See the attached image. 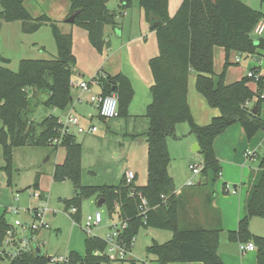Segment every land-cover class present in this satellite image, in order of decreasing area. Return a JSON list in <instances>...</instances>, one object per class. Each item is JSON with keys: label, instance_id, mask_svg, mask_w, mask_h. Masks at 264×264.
<instances>
[{"label": "trees", "instance_id": "trees-1", "mask_svg": "<svg viewBox=\"0 0 264 264\" xmlns=\"http://www.w3.org/2000/svg\"><path fill=\"white\" fill-rule=\"evenodd\" d=\"M25 0H0V28L2 21H20L24 33H33L43 25L51 27L57 55L52 59H22L17 71H12L3 62L9 60L0 54V147L5 160L3 170L8 183L11 181V153L13 147L25 145L63 147L65 158L55 165L53 180H70L74 184V195L64 201L66 209L75 207L71 214L80 222L81 202L96 196L103 199L109 213L117 212L127 226L119 238L130 244L142 228L168 230L172 236L165 242L153 241L146 247V253L154 256L159 264L171 262H201L223 264L218 256L221 228H181L178 223L177 197L174 183L168 173L170 154L167 138L175 135V126L186 122L200 148L203 157L200 171L201 181L213 185L220 177L221 167L216 158L213 142L230 125L239 123L248 139L262 129L264 119L259 115L260 98L264 88V76L257 82V91L248 83L251 78L241 77L226 84L225 68L231 53L253 55L258 49L264 50V40L257 45L251 38L254 26L264 15L248 6L243 0H182L174 15L168 13V0H138L144 10L145 19L155 31L158 55L149 60L153 76L150 87L152 101L146 107L148 121L146 131L147 181L143 186L127 184L122 177L117 185H81L82 146L75 135L66 134L59 144L53 143L59 137L58 116L50 113L39 121L33 118L38 106L50 110H65L72 102L71 79L75 66L70 33H62L58 25L47 15L32 17ZM110 0H68L69 13L78 12L74 23L87 32L89 43L102 52L106 42L104 27L114 26L117 11L108 8ZM120 10L129 8L132 0H117ZM222 48L225 54L224 69L214 72V50ZM256 55H258L256 53ZM256 73L255 68L251 69ZM195 74V89L207 105L219 110V115L209 123L198 125L187 102L188 80ZM98 85L102 95L116 94L118 116H128V107L133 97L130 80L118 73L101 76ZM29 90H31L29 92ZM255 100L252 107L247 102ZM102 119V118H101ZM38 189L37 180L28 187ZM225 191V188H224ZM134 192V195H130ZM147 201V210L140 213L141 198ZM252 217H264V154L259 157L258 170L251 181L245 203L244 214L237 228L228 231L229 241L252 242L256 247L257 264H264V236L250 232ZM11 228L6 216H0V260L8 264H45L47 256L38 255L34 246L15 257L5 255L7 250L19 248V239L12 241V247L3 244L6 231ZM38 245V244H36ZM106 242L103 238L87 235L84 240L85 252H69L71 264H101L110 260L105 255ZM131 248V247H130ZM3 253V254H2Z\"/></svg>", "mask_w": 264, "mask_h": 264}, {"label": "crops", "instance_id": "crops-1", "mask_svg": "<svg viewBox=\"0 0 264 264\" xmlns=\"http://www.w3.org/2000/svg\"><path fill=\"white\" fill-rule=\"evenodd\" d=\"M30 1H24V6L26 9L28 8L27 4ZM32 1L36 5H40L39 2H41V0ZM46 2L48 4L47 10L39 8L37 10V15H47L50 19L57 21V25L62 33L71 34V50L73 56L75 57V66L73 68V76L71 80L78 82L82 80H90L98 74H101L105 77L106 75L113 76L121 73L130 80L134 92L128 107V115L130 117L145 118L146 107L152 101L150 87L153 84V76L150 70L149 60L158 55V45L156 33L150 28L148 21H146L144 10L139 7L138 0H132V5L129 8L122 10L119 9L117 0H110L107 3L109 9L117 11L115 18L116 24L114 26L107 25L104 27L106 45L102 52H98L89 43L85 29L68 24L66 25L67 27H63L62 23H68L65 21L69 13V3L67 0H46ZM169 2L170 4H173L172 0ZM179 3H181L180 0ZM1 10L2 7L0 8V11ZM4 31L13 32L12 35L17 38L18 43L20 42L22 46L18 49L20 57H22L20 60L26 59L25 55H27V51L30 50L32 46H34L36 40H28L27 37L22 35L24 32L21 29L20 21H2L0 37L3 35ZM0 54L8 60L10 59L8 54H4L1 49ZM257 54L258 55L252 56L255 62L260 59L261 54L264 55V50L258 49ZM56 55L53 57H56ZM223 57V49L219 47L215 48L214 72L216 74H219L218 66L220 65ZM189 77H192V79L188 80L187 102L194 121L198 125H205L209 123L213 117L219 115L220 112L216 108L209 107L202 95L196 91L195 74L192 73ZM225 83L230 84L233 82H230V80H225ZM248 86L252 91H257L256 84L248 83ZM90 90V93L92 94L101 93V88L97 83H92L90 85ZM262 94H264V89H262ZM71 95V104L65 110H58L59 114H57V116L63 115L66 111L70 110L79 117L81 124L87 125L90 122L93 123V118L98 115L94 114L93 109H95L96 112L97 109L96 106L89 101V93L79 88L71 87ZM263 100L262 102H264ZM254 103L255 100L251 102V105L253 106ZM248 106H250V104ZM262 112V105H260L259 115L261 118L263 114ZM102 123L106 129H111V124L108 121ZM94 124L98 126L97 123ZM1 126L2 124L0 123V127ZM99 128L100 127L98 126V131ZM184 136L186 137L185 142L187 149L189 151L195 152L192 149H189L194 143H198L195 136L190 132L185 133ZM138 141L141 142L142 139H139ZM213 148L221 167L220 177L214 182L213 185L202 182L200 175H198L196 183H193L192 185H186V181H188L189 178L192 179L191 177L193 175L191 174V177L184 175L183 172L188 171L186 164L180 167L182 170V175H178V164L175 165L172 163L170 155L168 173L172 177L174 183V192L177 197V214L179 226L181 228L191 229L221 228L217 252L222 263L257 264L256 249L244 253L240 252L239 243L229 241L227 238V233L228 231H232L237 228L238 222L244 214L245 199L250 188L251 181L256 176V172L258 170V160L259 157L264 154V130H258L252 138L248 139L241 125L236 122L230 125L223 133L214 139ZM248 151H250L251 154L246 156ZM197 152L200 153V148ZM186 155L190 157L193 154L189 152V154ZM62 162L57 164H61ZM202 162L203 159L201 162H199V164H202ZM184 163H186V159H184ZM191 163L192 162L189 164ZM138 166L139 165H136L134 162L129 163V158L127 157V160H125V163L120 169V180L122 177L124 178L125 170H131L134 172V179L132 181L133 185H145L147 177L146 179L143 177L140 178L139 183L135 182L141 176ZM11 183V181L8 183L7 180L8 186H11ZM225 187L228 189L226 193H224ZM37 190L40 191L44 200L46 201L45 191L41 188H38ZM7 208L5 207L3 209V211L0 213V216H2L5 211L7 212ZM83 218L84 216L81 215L82 223ZM262 220L263 221H258L254 217L250 219L249 229L252 234L264 236V219ZM11 227L13 228L14 232L17 233V228L13 225H11ZM171 236L172 234H167L162 236L163 240L161 239V241L155 240L154 238H152L151 241L162 243L170 239ZM36 244L38 243L33 245ZM150 244L148 242L145 243L147 246ZM38 246L40 247L39 244ZM155 262V264H159L157 261ZM167 264L203 263L171 262Z\"/></svg>", "mask_w": 264, "mask_h": 264}, {"label": "rangeland", "instance_id": "rangeland-1", "mask_svg": "<svg viewBox=\"0 0 264 264\" xmlns=\"http://www.w3.org/2000/svg\"><path fill=\"white\" fill-rule=\"evenodd\" d=\"M169 1L171 0H168V13L169 15H173L177 11L180 3L179 0H172L173 4H170ZM243 1L248 6L264 15V0ZM39 4L40 5H36L32 0L28 2L27 10L32 17L39 16L37 15V10L39 8L47 10L48 4L46 0H41ZM54 22L57 24V21ZM67 24L80 27L74 22L70 24L62 23L63 27H67ZM12 33L11 31H4L3 35L0 37V49L4 54H8L10 58V61L3 62L2 65L8 67L12 71H17L19 60L22 58L20 57L18 49L22 46ZM22 35L27 37L28 40H36L34 46L27 51V55H25L26 59L55 58L53 56L56 55L57 49L49 25L40 27L39 30L34 33H23ZM251 38L255 45H257L261 39L264 40V36H257L253 32L251 33ZM256 53L247 56L241 53L239 62H235L237 53H231L229 57L230 62L225 68L224 80L235 82L241 77L246 76L253 68L256 70L257 77L264 76V55L261 54L260 59L255 62L252 56H255ZM224 62L225 54L220 65H217L219 67L218 73L223 71ZM191 79L192 77H189V80ZM249 83H254L257 87L256 79H250ZM251 102L249 104L252 107ZM261 105L263 111L262 118L264 119V102H261ZM93 111L96 115V110L93 109ZM50 113L57 115L59 111L57 109L50 110L43 106H38L33 114V118L39 121L42 117ZM105 121L111 124V129H106L102 123ZM93 123H97L100 127L99 131L94 134H78L74 129H70L75 135L77 142L82 146L81 185L101 186L117 184L120 180V169L125 163V160H127V157L129 158V163L134 162L136 165H139L138 168L141 176L139 175V179L135 182L139 183L142 177L146 179L148 148L146 141V131L148 129L147 118H136L128 115L125 117L117 116L103 120L96 116L93 118ZM175 129V135H171L167 138L168 151L171 155L172 163L175 165L178 164L177 174L180 176L182 175L180 167L186 164L188 171H184L183 173L191 177L192 173L188 167L189 163L196 162V164H199L203 157L202 154L187 149L185 142L186 137L184 134L189 133L188 124L186 122H180L175 126ZM139 139H142V141H138ZM189 149H192V146H190ZM188 151L193 155L190 157L187 156L186 154H189ZM64 156L65 149L63 147H59L58 149L41 145L13 147L11 153L12 183L11 186H8V178L3 170L5 160L0 147V213L5 207H18L19 211L16 214L8 211L4 212L9 224L15 226V219L23 223L30 222L31 217L29 209L38 205V201L31 196L32 191L36 188L28 186L32 185L33 182L37 180L38 188H41L46 193L45 205L51 211L45 217L50 228L40 230L37 235L33 237L32 243H38L42 253L46 256L53 254L66 255L72 251L83 255L85 252L84 240L87 237V233L81 225L82 219H80V222L74 220V217L69 214V209H66L64 206V201L74 195V184L68 179L53 180L52 178L55 164L62 162ZM184 159H186V163H184ZM191 178L192 182L196 183L198 175L192 176ZM224 193H226V191H224ZM95 210L101 212L103 222L99 227H93L92 235L104 239L112 231L110 225L112 223H117L119 217L117 212L109 213L105 203L98 205L96 196H91L82 200V216L93 213ZM254 218L258 221H263L262 219H264V217ZM16 228L18 230L16 233L18 236L29 235L28 231H21L20 227ZM167 234L171 235V232L156 228H142L139 233L135 235L131 251L125 259L110 260L109 262H102L101 264H155L154 256L146 253L147 245H145V243L148 242L150 244L152 238L161 241L163 238L162 236ZM0 264H8V260H0Z\"/></svg>", "mask_w": 264, "mask_h": 264}, {"label": "built area", "instance_id": "built-area-1", "mask_svg": "<svg viewBox=\"0 0 264 264\" xmlns=\"http://www.w3.org/2000/svg\"><path fill=\"white\" fill-rule=\"evenodd\" d=\"M257 36L264 35V19H260L253 28L252 31ZM240 61V54L237 53L235 56V62ZM102 76V75H101ZM249 78H254L256 81L259 77H257L256 73L250 70L247 75ZM99 75L94 76L90 80H82L78 82H74L71 80L70 85L71 87L79 88L87 93H89V101L96 106L97 115L98 117L102 118L103 120H107L109 118L117 117L118 116V100L116 94L110 95H102L100 94H92L90 93V85L92 83L98 84ZM261 99H264V94L260 95ZM250 102H247L249 105ZM58 123H60L61 127L59 130V137L54 138L53 143L59 144L61 141V137L66 134H73L70 129H74L78 134L84 133H96L98 131V126L92 122L87 125H83L80 123L79 117L73 113L72 111L68 110L63 115L58 116ZM74 135V134H73ZM251 152L248 151L247 155H250ZM189 169L193 176L200 175V171L202 169V164L191 163L189 164ZM124 178L127 184L132 183L134 179V172L131 170L124 171ZM192 179L186 181V185H192ZM225 191H228L225 187ZM233 192V190H232ZM130 195H134V192H131ZM31 196L38 201V205L29 209L31 221L30 222H21L18 219L14 220V225L16 227H20L21 231H28L29 235L24 236H17L14 232L13 228H9L6 231L5 238L3 240V244L12 247V241L15 239H19V248L7 250L5 255L9 257H15L20 252L27 251L33 247L32 239L35 235L42 229L50 228L49 223L46 221V216L50 213V210L45 205V200L40 193V191L34 189L31 193ZM147 201L145 198H141V201L138 205L140 213H145L147 210ZM7 211L13 214L18 213V207H9ZM76 212L75 207L69 208V214H73ZM103 222L102 214L100 211L95 210L93 213H88L83 218L82 227L87 233V235H92L93 227H99ZM14 226V227H15ZM127 226V222L124 219H119L117 223H112L110 227H112V231L104 238L107 246L105 249V255L109 260H122L125 259L126 256L130 253L133 243V239L131 240L130 244L127 245L119 238L120 232ZM256 247L252 242L246 243H239V250L240 252L244 253L247 251H253ZM3 254V253H2ZM45 264H71V260L66 255H57L53 254L47 258Z\"/></svg>", "mask_w": 264, "mask_h": 264}, {"label": "water", "instance_id": "water-1", "mask_svg": "<svg viewBox=\"0 0 264 264\" xmlns=\"http://www.w3.org/2000/svg\"><path fill=\"white\" fill-rule=\"evenodd\" d=\"M77 13H78V12H75V13L70 14V15L65 19V21L68 22V23H73L74 20H75L76 15H77ZM30 91H31V90H29V92H30ZM192 150L195 151V152L199 151V145H198V143H194V144H193V146H192ZM102 203H103V199H99V200L97 201V204H98V205H101ZM34 249H35V251H36V253H37L38 255H41V254H42V251H41V249H40V247H39L38 245H34ZM47 258H49V256H47Z\"/></svg>", "mask_w": 264, "mask_h": 264}]
</instances>
